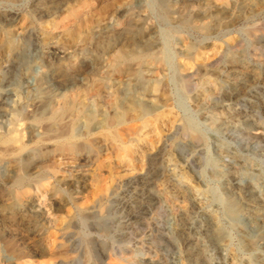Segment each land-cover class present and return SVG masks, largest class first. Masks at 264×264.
Here are the masks:
<instances>
[{
  "label": "rangeland",
  "instance_id": "obj_1",
  "mask_svg": "<svg viewBox=\"0 0 264 264\" xmlns=\"http://www.w3.org/2000/svg\"><path fill=\"white\" fill-rule=\"evenodd\" d=\"M0 264H264V0H0Z\"/></svg>",
  "mask_w": 264,
  "mask_h": 264
},
{
  "label": "bare ground",
  "instance_id": "obj_2",
  "mask_svg": "<svg viewBox=\"0 0 264 264\" xmlns=\"http://www.w3.org/2000/svg\"><path fill=\"white\" fill-rule=\"evenodd\" d=\"M51 2H53V0H51ZM44 4V3H43ZM43 9V8H42ZM41 9V10H42ZM48 12V11H47ZM124 27V26H123ZM123 29V28H122ZM121 29V30H122ZM127 30V34L129 33V35H130V32H131V29L129 28H127L126 29ZM134 30V29H133ZM124 31V30H123ZM119 32H120V30H119ZM123 33H125V32H123ZM104 34V33H103ZM127 34H126V36H127ZM102 35V34H101ZM118 35H120V34H118ZM131 36V35H130ZM101 37V36H100ZM97 38H98V34H97ZM127 38V37H126ZM113 40V39H112ZM110 42V41H109ZM111 44V43H110ZM115 44V43H114ZM133 46V45H132ZM138 47V46H137ZM104 49V48H103ZM102 53V52H101ZM102 56V55H101ZM150 58H153V56H149ZM124 58V57H123ZM127 58V57H126ZM142 55L141 54H131L130 56H129V58H128V60H127V64L126 65H128V67L129 66H131V64H135V67L134 68H132V71H133V75H134V77H135V80L136 81H138V82H141V76H140V73H139V71H140V69H138V65L137 64H139V62L142 60ZM97 60H98V58H97ZM96 60V61H97ZM100 61V60H99ZM120 66V65H119ZM50 68V67H49ZM48 72V71H47ZM244 80V79H243ZM246 80V79H245ZM244 80V81H245ZM245 83V82H244ZM243 83V84H244ZM248 84V83H247ZM233 95L234 96H237V94L236 93H233ZM242 96H243V94H242ZM238 97V96H237ZM240 97V96H239ZM127 101V103H128V106H127V108H126V110H127V112H129L128 110H130V111H136L139 115H141V117L142 116H144L147 112H148V106H146L144 103H142L141 102V100H138V99H136L135 97H133V96H128V98L126 99ZM50 100L49 99H46L45 98V101H43L42 103H41V105H40V109L39 110H43L45 107H48L50 104ZM68 103V102H67ZM64 104L62 107H61V109L60 110H56V111H54L53 113H51L49 116H46V117H44V116H42V113L41 114H33V115H31V116H29V120L32 122H40V120H46V122L48 121V123H50V125H48V126H52L53 125V127H54V125L56 124V123H59L60 121H62V119L60 120V118L62 117V114L65 112V111H67V110H69V108H70V104ZM45 110V109H44ZM32 112V111H31ZM36 112H38V111H36ZM68 112V111H67ZM47 113V112H46ZM137 114V115H138ZM60 120V121H59ZM41 122H43V121H41ZM56 126V125H55ZM49 128V127H48ZM15 131V130H14ZM16 132V131H15ZM14 132H12L11 134H13ZM17 133V132H16ZM261 132H256V134H260ZM10 134V135H11ZM61 134V133H60ZM13 135H15V134H13ZM19 135V134H18ZM262 135V134H261ZM258 136V135H257ZM260 136V135H259ZM18 137V136H17ZM16 137L14 136V138L13 137H11L10 139H9V141H14V139H15ZM19 138V137H18ZM8 140V139H7ZM16 141H17V139H16ZM21 192V191H20ZM27 192V191H26ZM25 192V193H26ZM19 194V193H18ZM23 194V193H22ZM254 223V222H253ZM256 224V223H255ZM257 227V226H256Z\"/></svg>",
  "mask_w": 264,
  "mask_h": 264
}]
</instances>
